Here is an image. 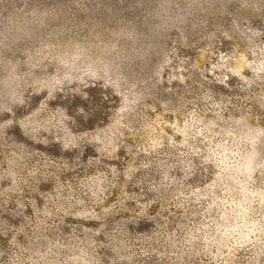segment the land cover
<instances>
[{"label":"rangeland","instance_id":"374dc122","mask_svg":"<svg viewBox=\"0 0 264 264\" xmlns=\"http://www.w3.org/2000/svg\"><path fill=\"white\" fill-rule=\"evenodd\" d=\"M0 264H264V0H0Z\"/></svg>","mask_w":264,"mask_h":264}]
</instances>
